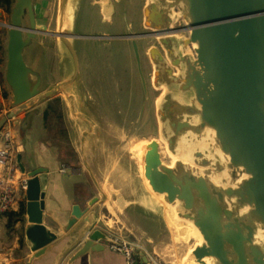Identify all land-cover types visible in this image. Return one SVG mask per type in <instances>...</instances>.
<instances>
[{
  "label": "water",
  "instance_id": "obj_1",
  "mask_svg": "<svg viewBox=\"0 0 264 264\" xmlns=\"http://www.w3.org/2000/svg\"><path fill=\"white\" fill-rule=\"evenodd\" d=\"M69 2L58 0L56 27L46 33L59 37L69 70L36 93L25 80L22 32L42 31L21 25L25 6L31 14L34 6L15 0L7 24L5 75L15 104H22L0 118V130L26 110L28 118L37 114L36 103L57 92L75 108L71 84L79 59L68 39L73 36L68 34ZM179 21L186 36L175 32ZM141 25L160 46L147 51L152 85L164 88L155 112L166 150L177 157L170 166L161 160L156 140L143 146L139 157L149 188L199 232L202 241L188 254L193 264H264V0H145ZM105 37L130 38L137 50L131 31ZM16 160L28 177L24 242L31 252L29 264L64 232L43 223L48 170H26L19 156ZM87 210L73 204L67 228L87 217ZM108 240L90 224L73 245L78 248L71 259L100 250Z\"/></svg>",
  "mask_w": 264,
  "mask_h": 264
},
{
  "label": "rangeland",
  "instance_id": "obj_2",
  "mask_svg": "<svg viewBox=\"0 0 264 264\" xmlns=\"http://www.w3.org/2000/svg\"><path fill=\"white\" fill-rule=\"evenodd\" d=\"M133 2L132 5L124 0L117 5L115 24L112 27L106 20H101L95 7L90 6L88 0H81L78 9L77 0H70L69 17L70 15L73 17L76 12L73 18V29L78 30L79 34L86 35L98 31H106L111 36L126 34L130 31L136 32L141 23L140 5L144 4L145 0ZM31 3L34 4L32 16L29 15V7L25 6L21 25L42 32H22L24 44L21 54L27 68L25 80L29 89L41 93L62 78L67 64L65 56L63 58V52L57 49L56 38L46 34L56 27L58 0H31ZM6 20L10 22V13L7 14ZM178 36H186V33H179ZM106 42L103 44L89 39L74 40L75 50L80 55L83 68L80 73L82 76L77 78L71 87V92L75 96V108H71L66 98L62 99L61 95L60 103L53 101L54 116L50 122L48 121V128L43 130L42 138L46 143L63 148L71 146L77 154L78 161L82 155L83 159L92 163L94 175L84 172L79 176L82 181L77 186V191L82 195L96 189L94 178H97L101 184L106 181L104 183L106 187L103 186V190L112 191L113 183L110 185L107 181L111 176L112 167L108 168L107 164L112 161L115 163L116 160L125 165L128 164L130 173L132 172L139 180L134 181V187L138 185V188L147 190L155 198L160 220L163 225L167 224L164 234L155 238L151 244V252L165 264H193L188 259V250L199 237L198 232L188 224L187 220L177 216L174 207L161 201L145 185L143 162L139 157L143 146L154 139L159 144L161 160L166 164H171L174 160L166 151L155 112L162 89L156 90L150 86L149 64L142 57L141 67H138L131 40L129 45L116 38ZM152 43L153 41L137 42L142 49ZM59 56L62 57L61 64L58 62ZM5 57L2 67L0 66L3 79ZM141 75L146 83L147 97H144ZM47 100L39 102H45L46 106ZM11 105L15 106V102L13 101ZM90 125L94 132L90 131ZM84 140H86L85 155L82 153L83 150L81 151ZM114 190L119 191L116 186Z\"/></svg>",
  "mask_w": 264,
  "mask_h": 264
},
{
  "label": "crops",
  "instance_id": "obj_3",
  "mask_svg": "<svg viewBox=\"0 0 264 264\" xmlns=\"http://www.w3.org/2000/svg\"><path fill=\"white\" fill-rule=\"evenodd\" d=\"M122 1L124 0H88V3L90 6L95 7L97 14H101L102 18L104 17L109 25L113 27L115 24L114 18L117 13L116 7ZM126 1L132 5L134 4V0ZM80 2L81 0H77V9L79 8ZM143 5L144 4L140 5L141 11ZM75 14L76 12L74 15ZM29 15L32 16L30 11ZM74 15L71 19L73 28ZM6 16L7 13H5L0 7L1 67L4 62V57L6 56L9 30ZM102 33L105 34L104 36L109 35L106 31H103ZM110 39L112 38L107 37L98 41L106 44V40ZM119 40L128 45L130 43V40L127 39ZM76 52L79 59V66L77 75L72 82L71 87L77 78L82 76L80 74L83 69L81 58L77 50ZM6 61L4 79L2 78L3 72L0 70V118L16 106L22 104H15V106L11 105L14 101V95L5 75ZM69 67L70 63L65 68L64 75L60 80L66 76ZM60 95L62 96V99L65 98L62 92L55 96ZM41 105L45 106V102L36 103L34 108H39V112L33 114L30 118L27 117L28 110H26L11 120V123L14 124L13 132L15 143L18 145L16 158L19 156L20 162L26 170L33 167H43L48 170V181L42 215L43 223L51 230L55 232L63 231L64 234L49 243L43 254L37 258H33L29 264H124L123 257L120 254L111 251L107 247L106 242L103 243L104 247L100 250L90 251L74 260L71 259L72 254L78 248V246L73 248V245L76 244L83 231L88 228L90 224H92L93 229H98L100 232L107 234V236L111 231H117L119 234L137 241L140 246L138 254V261L140 264H165L157 259V256H154L151 252V244L155 238L164 234L166 231L165 225L167 226V224L163 225L160 220L155 198L151 196L147 190L138 188V185L137 187H134V181H139L138 178L134 176L132 172L130 173L128 164L125 165L122 162H117V160L115 163L112 161L107 164L108 168L112 167L110 171L111 176L107 179L109 182L108 184L112 185L113 183L112 191L106 192L103 190L102 187H106V184H104L106 181L101 184L97 178H94L95 176H92L96 183V189L94 191H89L83 195L81 192L77 191V186L82 181L79 176L84 172L94 175L92 163L83 159L81 155L78 168L67 164L71 168V171L66 174L59 172V167L63 163H59L57 160L54 147L49 143H46L42 138L43 124L41 112L44 108H41ZM84 120L88 121L87 119ZM90 127V131L92 130L91 132H94L93 127L91 125ZM85 148L86 140H84V143L81 146L83 155H85ZM113 186H116V189L118 188L119 191L114 190ZM92 197H96V200L92 205L88 206V201ZM22 201L23 199L18 200L17 206L13 211L18 209L19 204ZM23 202L25 205V199ZM73 204H78L81 209L88 207V210L84 215L87 217L77 220L72 227L67 228V223L71 218V207ZM86 218H89V222L84 221ZM6 222L7 218L0 216V264H27L31 252L24 242V228L26 224L25 212L21 219L13 221L11 227H7ZM197 240L198 237L196 241Z\"/></svg>",
  "mask_w": 264,
  "mask_h": 264
},
{
  "label": "built area",
  "instance_id": "obj_4",
  "mask_svg": "<svg viewBox=\"0 0 264 264\" xmlns=\"http://www.w3.org/2000/svg\"><path fill=\"white\" fill-rule=\"evenodd\" d=\"M14 124L8 120L0 130V216L13 211L19 199H25V190L28 177L21 172L16 152L18 145L15 143ZM71 168L62 164L59 172L69 173ZM106 242L107 247L123 257L124 264H140L138 261L139 244L117 231H111Z\"/></svg>",
  "mask_w": 264,
  "mask_h": 264
},
{
  "label": "flooded vegetation",
  "instance_id": "obj_5",
  "mask_svg": "<svg viewBox=\"0 0 264 264\" xmlns=\"http://www.w3.org/2000/svg\"><path fill=\"white\" fill-rule=\"evenodd\" d=\"M100 9H101V7H100ZM100 17H101V20H105L104 19V17L102 18V15L100 14L99 15ZM70 18L72 19V17H71V15H70V17H69V32H68V34H71V35H73V36H69V40H70V42L72 43V45L74 46V48H75V44H74V40L75 39H89V40H94V41H98V40H102V39H105V38H107V37H105L104 35L105 34H103L102 32H100V31H98V32H96V33H93V34H88V35H86V34H79L78 33V31H76V30H74L73 29V27H72V24H71V22H70ZM56 19H57V14H56ZM180 22V21H179ZM178 22V23H179ZM176 23L175 25H174V28H175V32H176V34L178 35L179 33H184V31H182L181 30V23ZM132 33H135L136 35H137V37L135 38V40H136V43L137 42H150V41H153V43L152 44H149L147 47H145L144 49H142V48H140L141 46L139 45V44H137V50H136V58H137V64L139 65L138 67H141V61H142V57H144L145 59H146V61L148 62V64H149V67H150V72H151V80H150V86L152 87V88H154V89H156V90H160V89H158V88H155L153 85H152V73H153V65H152V63L150 62V60H149V58H148V54H147V51H148V49L151 47V46H156V47H158L159 49H160V46H159V44H158V42L156 41V37L155 36H153V35H151V33L149 32V31H147V30H145L143 27H142V25H141V23H140V27H139V29L136 31V32H132ZM86 36H89V37H86ZM53 37H55L56 38V40H57V44H56V46H57V49L59 50L60 49V52H63V50H62V45H61V42H60V39H59V37L58 36H53ZM113 39V38H112ZM116 39H122V38H116ZM125 39V38H124ZM127 40H131L132 41V39H130V38H127ZM162 52V51H161ZM163 53V52H162ZM63 58H64V56H65V63L67 64L66 66H68L69 65V63H70V59H69V57L63 52ZM58 62L61 64L62 63V57L61 56H59V59H58ZM140 70V69H139ZM141 71V70H140ZM142 74V73H141ZM141 77L143 78V80H142V84H143V90H144V93H145V96L144 97H147V90H146V83H145V80H144V77H143V75H141ZM141 111H142V108H141Z\"/></svg>",
  "mask_w": 264,
  "mask_h": 264
},
{
  "label": "trees",
  "instance_id": "obj_6",
  "mask_svg": "<svg viewBox=\"0 0 264 264\" xmlns=\"http://www.w3.org/2000/svg\"><path fill=\"white\" fill-rule=\"evenodd\" d=\"M14 2L15 0H0V7L5 13L9 14L14 5ZM53 101L60 103L59 96H54L48 99L46 106L41 112L43 130L48 128V121L50 122V120L54 116L55 108L52 106V104L54 103ZM59 119H61V116H59ZM50 145L54 147V149L56 150V156H57V160L59 161V163H66L75 168H78L79 166L78 157H77L75 150L71 146L63 148L61 146L54 145V144H50ZM23 201L19 204V207L16 211H9L1 215L2 217L7 218V222H6L7 227H11L13 221H17L21 219V217L24 215V202Z\"/></svg>",
  "mask_w": 264,
  "mask_h": 264
},
{
  "label": "bare ground",
  "instance_id": "obj_7",
  "mask_svg": "<svg viewBox=\"0 0 264 264\" xmlns=\"http://www.w3.org/2000/svg\"><path fill=\"white\" fill-rule=\"evenodd\" d=\"M183 33V32H182ZM162 90H164V88L162 87ZM167 151V150H166ZM168 152V151H167ZM169 153V152H168ZM171 157H173L174 158V160H173V162L171 163V164H169L170 166L175 162V160H177V157L176 156H174V155H171V154H169ZM179 157V159H181L182 161H184V162H189V159L188 158H186V157H184V156H178ZM214 179V181H216V177L215 178H213ZM145 185H147L148 186V184H147V180L145 179ZM149 187V186H148ZM161 200V199H160ZM161 201H163V200H161ZM172 208V207H171ZM173 209V208H172ZM188 224H190L196 231H197V229L192 225V223L191 222H189L188 221ZM198 232V231H197ZM198 234H199V232H198ZM201 241H202V238H201V236H200V234H199V237H198V240L195 242V244L188 250V254L191 252V250L193 249V247L195 246V245H199L200 243H201Z\"/></svg>",
  "mask_w": 264,
  "mask_h": 264
}]
</instances>
